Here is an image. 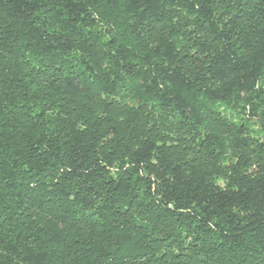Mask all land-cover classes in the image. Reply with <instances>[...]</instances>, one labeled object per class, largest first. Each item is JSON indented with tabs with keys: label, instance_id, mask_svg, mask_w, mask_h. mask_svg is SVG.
<instances>
[{
	"label": "trees",
	"instance_id": "trees-1",
	"mask_svg": "<svg viewBox=\"0 0 264 264\" xmlns=\"http://www.w3.org/2000/svg\"><path fill=\"white\" fill-rule=\"evenodd\" d=\"M154 114L218 159L239 121L230 180ZM254 147L264 0H0V264H264Z\"/></svg>",
	"mask_w": 264,
	"mask_h": 264
},
{
	"label": "rangeland",
	"instance_id": "rangeland-1",
	"mask_svg": "<svg viewBox=\"0 0 264 264\" xmlns=\"http://www.w3.org/2000/svg\"><path fill=\"white\" fill-rule=\"evenodd\" d=\"M145 121L144 130L148 131L146 133L163 139L167 146L172 148L186 163H196L198 160H202L201 162L205 163L211 172H214L213 179L218 184L225 185L230 180L229 166L233 163L234 153L236 152L233 147V125L239 124V121L235 118L229 117L227 124L231 123L232 125H220L217 132L214 131L216 124H210V130L219 134V138L221 139V145L216 149V153L221 159H218L215 155L213 157L206 155L204 150L194 144L191 138L180 133L175 121L164 114H154L153 117H149ZM261 138L260 140H262ZM261 150L258 147H254L248 151L253 163L256 164L263 161L264 151Z\"/></svg>",
	"mask_w": 264,
	"mask_h": 264
}]
</instances>
